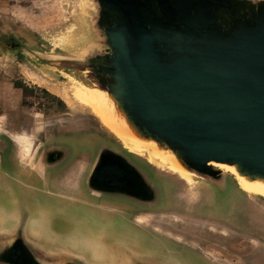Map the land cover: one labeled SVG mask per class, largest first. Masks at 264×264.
<instances>
[{
    "label": "water",
    "instance_id": "water-1",
    "mask_svg": "<svg viewBox=\"0 0 264 264\" xmlns=\"http://www.w3.org/2000/svg\"><path fill=\"white\" fill-rule=\"evenodd\" d=\"M90 3L103 48L92 44L71 60L94 80L86 85L107 92L137 136L170 150L193 177L211 179L215 194L234 187L210 163L264 180V0ZM123 155L99 151L96 187L113 190L133 168L110 158ZM18 193L10 201L0 198V211L19 210L16 225L0 227V264H87L64 245L80 241L96 243L98 251L99 242L105 246L100 253L107 264H191L189 253L168 243L157 250L152 240L142 243L145 255H128L120 226L110 236L79 235L67 227L85 224L86 217L59 223L56 210L45 215ZM55 222L67 230H54ZM31 226L40 238L29 234Z\"/></svg>",
    "mask_w": 264,
    "mask_h": 264
},
{
    "label": "rangeland",
    "instance_id": "rangeland-1",
    "mask_svg": "<svg viewBox=\"0 0 264 264\" xmlns=\"http://www.w3.org/2000/svg\"><path fill=\"white\" fill-rule=\"evenodd\" d=\"M91 1L0 0V135H10L16 145L13 157L17 170L23 174L25 165L38 161L44 150L70 139L76 143L71 148H79L81 155L97 156L100 150L110 148L137 157L143 167L154 174L160 189L163 188L164 206L141 215L138 223L142 227L132 223L125 227L99 224L96 216L80 212V216H86V223L68 226L70 231L78 229L79 235L89 232V236L96 233L110 236L120 226L128 255L144 254L142 243L152 240L157 250L167 243L177 245L176 252L189 253L187 258H192L191 264H264L262 198L242 191L228 173L225 179L232 183L234 190L215 196L216 188L211 179L194 177L193 184L166 167L151 164L147 160L151 145H147L145 151H131L92 116L93 106L99 103L69 78L84 84L94 82L90 75L74 68L71 61L82 56L92 44L97 45V51L103 48L94 30ZM7 38L14 39L19 47L13 50L5 45ZM19 86L28 91L21 92L16 89ZM77 89L90 97L88 104L76 100ZM24 145L29 147V152L23 150ZM126 157L134 162V158ZM86 165L83 161L77 164L80 175ZM20 178L15 177L18 181L22 180ZM12 186L0 175L1 199L10 201L16 193H23L20 187ZM18 218L19 210L15 205L10 214L0 211V227L16 225ZM37 228L42 231L45 225ZM52 228L67 230L56 222ZM29 234L41 237V232L32 226ZM64 245L87 264H107L101 259L102 250L98 251L94 242ZM84 251H88V258ZM192 255L200 260L193 259Z\"/></svg>",
    "mask_w": 264,
    "mask_h": 264
},
{
    "label": "flooded vegetation",
    "instance_id": "flooded-vegetation-1",
    "mask_svg": "<svg viewBox=\"0 0 264 264\" xmlns=\"http://www.w3.org/2000/svg\"><path fill=\"white\" fill-rule=\"evenodd\" d=\"M4 43L13 50L19 47L12 38H7ZM23 88L25 87L19 86L16 89L21 92L28 91ZM71 145H76L71 139L63 144L51 145L41 153L38 161L32 165H25L22 174L17 170L18 165L13 157L16 152L15 143L10 135L1 134L0 175L9 180L10 186H17L23 190V203L26 202L27 206H39L45 215H48L49 210H56L57 218H60L59 223H68L67 220L70 218L79 221L80 212H84L90 217L96 216L99 224L112 223L125 227L132 223L136 227H142L138 223L141 215H148L149 212L158 211L164 206L163 188L160 189V183L154 174L145 169L137 157L125 153L121 157H110L118 162L121 160L134 169H130L120 179L114 181L113 185L116 188L104 190L96 187L97 156L81 155L79 148L72 149ZM126 156L134 158V162ZM80 161L87 164L81 175L77 166ZM76 175L77 178H73ZM16 176L21 177L22 182L16 180ZM108 184L112 185V182ZM19 195L20 192L16 196ZM29 221L30 219L28 223Z\"/></svg>",
    "mask_w": 264,
    "mask_h": 264
},
{
    "label": "bare ground",
    "instance_id": "bare-ground-1",
    "mask_svg": "<svg viewBox=\"0 0 264 264\" xmlns=\"http://www.w3.org/2000/svg\"><path fill=\"white\" fill-rule=\"evenodd\" d=\"M69 78L95 97L99 104L93 106L91 114L114 136L115 139L123 143L131 151H142L147 148V145H151L152 149L147 154V160L151 164L159 167H166L170 171L184 176L189 182L193 181L194 184L193 174L181 165L170 150L159 147L151 140L140 138L131 130L125 117L119 111L115 100L107 92L100 90L96 86H89L71 77ZM80 89H77V92L74 93L76 100H79L84 105L88 104V98L90 97ZM24 144H26V142ZM23 148L25 152H29L30 150L26 145H24ZM209 165L222 173L225 172L223 174L228 173L230 177L232 176L238 182L242 191L248 195L260 197L264 200V180H250L247 177L240 175L235 166L218 163H210Z\"/></svg>",
    "mask_w": 264,
    "mask_h": 264
},
{
    "label": "trees",
    "instance_id": "trees-1",
    "mask_svg": "<svg viewBox=\"0 0 264 264\" xmlns=\"http://www.w3.org/2000/svg\"><path fill=\"white\" fill-rule=\"evenodd\" d=\"M44 94H45V95H47V96H51V95H49V94H48V93H46V92H44Z\"/></svg>",
    "mask_w": 264,
    "mask_h": 264
}]
</instances>
